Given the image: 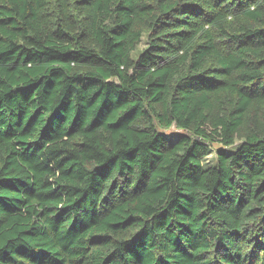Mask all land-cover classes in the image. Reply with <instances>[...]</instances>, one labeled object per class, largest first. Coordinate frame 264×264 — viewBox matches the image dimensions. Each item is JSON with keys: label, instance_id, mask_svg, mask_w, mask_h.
<instances>
[{"label": "trees", "instance_id": "1", "mask_svg": "<svg viewBox=\"0 0 264 264\" xmlns=\"http://www.w3.org/2000/svg\"><path fill=\"white\" fill-rule=\"evenodd\" d=\"M0 264H264V0H0Z\"/></svg>", "mask_w": 264, "mask_h": 264}, {"label": "rangeland", "instance_id": "2", "mask_svg": "<svg viewBox=\"0 0 264 264\" xmlns=\"http://www.w3.org/2000/svg\"><path fill=\"white\" fill-rule=\"evenodd\" d=\"M216 165V152L210 148L207 156L203 159V167L205 169Z\"/></svg>", "mask_w": 264, "mask_h": 264}]
</instances>
